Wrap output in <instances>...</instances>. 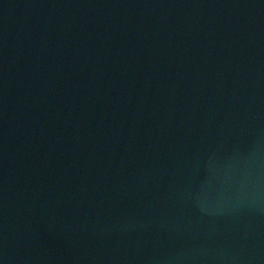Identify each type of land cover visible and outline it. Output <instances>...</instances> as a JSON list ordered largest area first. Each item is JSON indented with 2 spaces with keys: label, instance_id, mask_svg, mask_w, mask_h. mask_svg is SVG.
<instances>
[{
  "label": "water",
  "instance_id": "water-1",
  "mask_svg": "<svg viewBox=\"0 0 264 264\" xmlns=\"http://www.w3.org/2000/svg\"><path fill=\"white\" fill-rule=\"evenodd\" d=\"M0 264H264V0H0Z\"/></svg>",
  "mask_w": 264,
  "mask_h": 264
}]
</instances>
